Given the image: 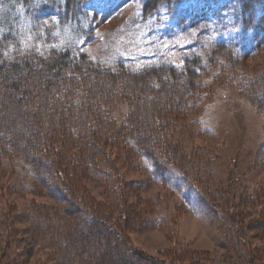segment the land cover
Segmentation results:
<instances>
[{
	"label": "rangeland",
	"instance_id": "rangeland-1",
	"mask_svg": "<svg viewBox=\"0 0 264 264\" xmlns=\"http://www.w3.org/2000/svg\"><path fill=\"white\" fill-rule=\"evenodd\" d=\"M145 1L86 0V17L73 27L58 25L53 0L40 6L42 12L37 15L0 2V40L11 44L4 54L12 56L18 45L23 52L43 53L51 45L48 39L56 34L58 42H72L104 66L124 64L133 70L165 66L181 71L187 60L206 61L219 40L228 42L229 52L235 54L251 51L264 41V0H171L148 14L143 10ZM237 66L240 72L261 73L264 49L243 62L223 57L221 63L210 64L209 75L201 76L200 81H208L206 77L212 75L211 95L194 111L189 109L183 117L177 114L179 118L170 115L161 123L162 145L172 144L179 152L168 168L175 176L180 169L189 187L180 185L175 176L166 183L154 179L152 170L129 144L132 157L124 149L110 156L126 183V201L135 212V224L124 225L123 231L113 227V241L139 254L140 258L133 255L134 263L264 264V111L259 97L264 94L243 76L235 78L238 86L232 84L229 68ZM214 68L220 73L214 74ZM70 84L78 89V83ZM163 93L154 95L170 96L168 91ZM193 93L199 95V89L175 95L188 100ZM115 104L117 124H123L133 103L123 98ZM8 170L9 175L0 180V211L12 205L19 214L15 226L34 229L36 239L46 242V247L34 245L23 258H31L29 264H58L54 258H60L59 254L66 258V254L48 248L45 231L34 222L40 213L38 206L60 205L46 191L34 188L28 169L13 164ZM85 184L98 201L103 200L98 197L99 189H93L97 184ZM4 237H0V250L7 241ZM30 238L18 235V241ZM11 244L20 258L23 245ZM79 258L78 262L90 261Z\"/></svg>",
	"mask_w": 264,
	"mask_h": 264
},
{
	"label": "trees",
	"instance_id": "trees-1",
	"mask_svg": "<svg viewBox=\"0 0 264 264\" xmlns=\"http://www.w3.org/2000/svg\"><path fill=\"white\" fill-rule=\"evenodd\" d=\"M48 1L0 0L35 15L42 12L40 6L48 5ZM85 1L53 0L58 25L79 23L85 16ZM165 1L171 2L146 0L144 13L153 12ZM51 37V45L43 53L23 52L17 44L12 56L4 54L9 51L7 45H11L8 40H0V180L9 175L8 168L17 164L20 169L29 170L34 188L46 191L60 205L38 206L40 213L34 222L45 231L47 247L66 254V258L60 254V258H54L58 264H117L116 260L120 264H142L132 260L135 252L113 241L115 229L123 231L124 225L135 224V212L126 201V183L110 156L124 149L132 157V151L127 149L131 146L152 170L154 179H173L175 175L168 164L179 152L172 144L162 145L161 123L169 120L170 115L179 118L189 109L194 111L205 96L211 95L212 75L206 77L208 81H200L201 76L209 75L210 64L221 63L223 57L234 63L255 57L264 49V41L251 51L235 54L229 52L228 42L219 40L206 61L187 60L180 71L165 66L139 70L124 64L104 66L72 42H58L56 34ZM222 51L227 53L221 54L223 57ZM216 72L220 70L214 68L213 73ZM228 76L234 85L238 84V76L249 78L264 94V70L240 72L237 66L235 70L229 68ZM71 82L78 83V89ZM194 89H199V95L193 93L188 100L175 95ZM167 91L170 96L154 95ZM259 97L264 111V96ZM123 98L132 101V111L125 123L117 124L114 105ZM253 99L258 105L254 96ZM179 170L175 177H179L180 185L189 187V180ZM85 182L97 184L93 189H99L102 201L97 200ZM33 206L36 208L34 203ZM0 215V237L5 234L7 240L0 250V264H29L31 258H23V254L31 253L34 245L46 247V242L36 239L34 229L19 230L15 226L19 214L12 205L1 209ZM19 234L31 238L18 241ZM13 241L23 245L20 258L12 247ZM78 257L93 262H78Z\"/></svg>",
	"mask_w": 264,
	"mask_h": 264
}]
</instances>
